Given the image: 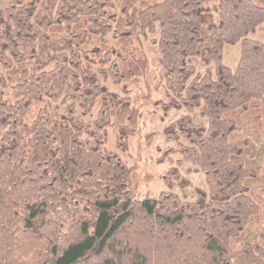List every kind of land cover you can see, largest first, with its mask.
<instances>
[{
    "label": "trees",
    "instance_id": "obj_1",
    "mask_svg": "<svg viewBox=\"0 0 264 264\" xmlns=\"http://www.w3.org/2000/svg\"><path fill=\"white\" fill-rule=\"evenodd\" d=\"M3 1L0 264H264L261 238L236 244L264 216L250 189L264 177L247 160L253 143L233 140L264 125V44L250 37L264 33V0ZM157 31L163 111L208 124L187 115L164 128L176 145L156 160L174 165L167 191L140 199L120 156L140 120L126 86L148 70L131 47ZM238 43L232 71L223 50ZM186 163L208 186L191 202L174 192L190 186Z\"/></svg>",
    "mask_w": 264,
    "mask_h": 264
},
{
    "label": "rangeland",
    "instance_id": "obj_2",
    "mask_svg": "<svg viewBox=\"0 0 264 264\" xmlns=\"http://www.w3.org/2000/svg\"><path fill=\"white\" fill-rule=\"evenodd\" d=\"M6 1L0 0V9L6 7ZM158 31L149 36L147 40L140 38L130 49V51L142 56L147 60L148 70L146 76L137 82L126 86L128 89V97L131 105L140 113L139 127L134 137L128 139L125 152H121L120 156L128 167H135L136 171L132 176L133 187L135 188L140 199L148 195L151 199H156L161 192L167 191V187L163 181L164 175L174 165L170 162L158 164L156 160L160 157L159 149L167 147L175 148L173 142H168L163 135V130L167 126L173 124L180 118L190 115L193 121L201 126H207L206 119L199 116V112L192 113L186 110H171L165 112L162 109V103H166L168 98L165 94V85L162 80V71L158 66L159 53L155 45L151 44V40L158 39ZM252 39L258 40L264 44V33L257 30ZM241 46L236 44L233 46H225L223 50V63L232 71L236 69L240 58ZM190 63L195 67L198 73L203 74L206 67L199 59L192 58ZM213 67L211 66L210 69ZM16 83V81H15ZM108 89L112 92L121 94V88L112 83H106ZM65 104H55L50 110L51 114L64 113ZM94 114L90 118L91 120ZM243 139L250 140L254 145V151L247 153V160L251 164L259 165L261 174L264 177V125L254 130L243 126L241 130L234 135L233 140L239 142ZM107 148L111 151L115 150V129L111 127L108 131ZM180 159L175 155L172 157L173 162ZM193 167L190 164H184L180 168L183 177L190 181V186L184 190L174 189L182 199L193 201L196 199V189L208 192V186L202 173L190 172ZM253 194L258 198L261 210H264V182L258 183L250 187ZM261 238L264 244V216H260L254 220L249 227L247 233L236 241V244L250 242L253 238Z\"/></svg>",
    "mask_w": 264,
    "mask_h": 264
}]
</instances>
